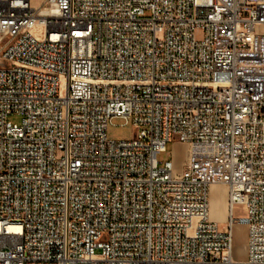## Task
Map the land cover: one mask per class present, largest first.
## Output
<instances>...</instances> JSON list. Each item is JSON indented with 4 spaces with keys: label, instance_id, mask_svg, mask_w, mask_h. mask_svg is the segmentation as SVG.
Listing matches in <instances>:
<instances>
[{
    "label": "built area",
    "instance_id": "obj_1",
    "mask_svg": "<svg viewBox=\"0 0 264 264\" xmlns=\"http://www.w3.org/2000/svg\"><path fill=\"white\" fill-rule=\"evenodd\" d=\"M0 264H264V0H0Z\"/></svg>",
    "mask_w": 264,
    "mask_h": 264
},
{
    "label": "rangeland",
    "instance_id": "obj_2",
    "mask_svg": "<svg viewBox=\"0 0 264 264\" xmlns=\"http://www.w3.org/2000/svg\"><path fill=\"white\" fill-rule=\"evenodd\" d=\"M198 37H201V32H198ZM20 115L10 116V120L14 122L21 121ZM108 138L110 139H130L133 137V125L131 122H125L124 119L115 118L112 124H109L107 130ZM187 146L178 142H169L166 147V151L158 154V159L164 161L167 159H174L176 162L175 167L179 171L183 168L187 161ZM216 195L223 192L222 186H218L215 191ZM236 216L244 215L241 206L236 207ZM222 225L225 221H219ZM247 239L248 232L247 227L242 224L236 223L234 226V242L233 253L236 259H244L247 256Z\"/></svg>",
    "mask_w": 264,
    "mask_h": 264
},
{
    "label": "bare ground",
    "instance_id": "obj_3",
    "mask_svg": "<svg viewBox=\"0 0 264 264\" xmlns=\"http://www.w3.org/2000/svg\"><path fill=\"white\" fill-rule=\"evenodd\" d=\"M218 186H222L223 192L219 195H216L215 191L217 190ZM209 206L211 218L217 220V222L225 221L226 216L231 212V201L228 197V188L225 184H213L211 186Z\"/></svg>",
    "mask_w": 264,
    "mask_h": 264
}]
</instances>
